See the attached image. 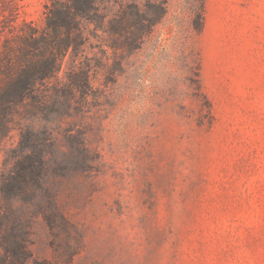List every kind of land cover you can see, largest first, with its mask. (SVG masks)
<instances>
[{"label": "rangeland", "instance_id": "374dc122", "mask_svg": "<svg viewBox=\"0 0 264 264\" xmlns=\"http://www.w3.org/2000/svg\"><path fill=\"white\" fill-rule=\"evenodd\" d=\"M74 1L0 0V264H264V0Z\"/></svg>", "mask_w": 264, "mask_h": 264}, {"label": "trees", "instance_id": "16d2710c", "mask_svg": "<svg viewBox=\"0 0 264 264\" xmlns=\"http://www.w3.org/2000/svg\"><path fill=\"white\" fill-rule=\"evenodd\" d=\"M50 1L52 3L55 0H50ZM73 2H75V3H73L72 6H69L67 8V11L64 12V14L66 15V18L64 20V26H66L67 29H69V30H71V28L73 27V14H74V11H76V10L77 11L78 10L79 11H82L81 6L80 5H77L76 4V1L73 0ZM48 9L51 10V12L54 15H56L57 11L52 10V8L51 9L48 8ZM56 22L57 21H54L53 18H47V23H46L47 24V27L52 28L53 26L58 25V23H56ZM198 26L199 25H197L196 28H198ZM41 37L43 39H45V37L43 35H41ZM75 44H76V41H74L73 39H71L69 37L66 41H64L62 43V50H65V48L68 49L69 47H72ZM43 64H44L43 65L44 66V69H40V70H37L36 69L34 73H33V71H32V73H29V71L26 72L24 70H21V72H19V75L15 79V90H16V92L17 91L18 92H21V90H24L25 88H29L30 83H29V81H27L28 80L27 78H29V76H32L33 75L34 78H35L34 80L36 81V80H39L41 78H46V77H48L50 75V72H49L50 69L49 68L51 67V64H52V66L55 65L54 62H53V60H50L49 63L46 62V63H43Z\"/></svg>", "mask_w": 264, "mask_h": 264}]
</instances>
